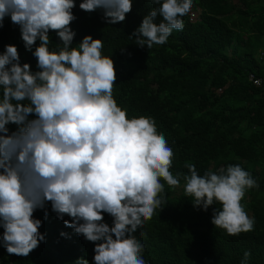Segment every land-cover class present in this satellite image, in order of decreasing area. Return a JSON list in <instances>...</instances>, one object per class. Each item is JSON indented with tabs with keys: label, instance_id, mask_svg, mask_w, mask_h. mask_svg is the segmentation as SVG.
<instances>
[{
	"label": "clouds",
	"instance_id": "clouds-1",
	"mask_svg": "<svg viewBox=\"0 0 264 264\" xmlns=\"http://www.w3.org/2000/svg\"><path fill=\"white\" fill-rule=\"evenodd\" d=\"M152 2L158 7L129 36L147 49L183 30L193 0ZM132 4L82 0L79 8L101 9L106 23L117 24ZM75 6V0H0V28L5 17L19 26L38 69L21 64L14 45L0 53V244L6 252L27 257L45 240L33 213L50 202L58 218H71L67 227L94 244L93 264H146L144 245L133 234L167 203L161 196L165 183L179 187L181 177L194 208L207 212L221 205L213 208L212 225L230 236L253 231L254 219L241 203L248 189L258 187L250 172L237 164L201 175L186 162L188 174L173 175L174 153L155 121L128 118L114 99L116 71L102 55V39L85 35L72 46ZM50 31L61 42L56 49L49 48ZM9 124L17 130L9 133ZM250 255L245 251L241 264ZM74 264L89 261L79 257Z\"/></svg>",
	"mask_w": 264,
	"mask_h": 264
},
{
	"label": "trees",
	"instance_id": "trees-1",
	"mask_svg": "<svg viewBox=\"0 0 264 264\" xmlns=\"http://www.w3.org/2000/svg\"><path fill=\"white\" fill-rule=\"evenodd\" d=\"M81 2L75 0L72 9V46L85 35L102 39V55L114 61V99L128 118L155 121L174 153L173 175L188 174L186 162L201 175L238 164L258 184L241 201L254 219L253 231L230 236L211 223L213 208L221 205L207 212L196 209L184 195L182 177L179 187L165 183L161 196L167 203L133 234L144 245L146 264H241L245 251L251 253L247 264H264V89L247 78L251 71L264 72L253 51L259 37L264 39V0H193L196 16L183 17V30H174L166 44L151 49L137 46L129 36L158 7L152 0H133L125 21L117 24L106 23L101 9L81 10ZM49 36V48L56 49L59 38L53 31ZM5 45L16 46L20 63L38 70L10 17L0 28V53ZM7 127L9 133L17 130L15 124ZM33 217L41 220L45 240L27 257L9 255L0 244V264H74L79 257L93 264L94 244L64 224L69 216L58 218L46 202ZM103 217L111 226L112 217ZM2 233L0 228V239Z\"/></svg>",
	"mask_w": 264,
	"mask_h": 264
},
{
	"label": "built area",
	"instance_id": "built-area-1",
	"mask_svg": "<svg viewBox=\"0 0 264 264\" xmlns=\"http://www.w3.org/2000/svg\"><path fill=\"white\" fill-rule=\"evenodd\" d=\"M197 11H198L197 9H191L190 13L188 14V18L192 20L196 16ZM254 56L263 66V70H264V48H259ZM247 78L255 86L263 87L264 89V72L263 74L258 75L251 71L248 73Z\"/></svg>",
	"mask_w": 264,
	"mask_h": 264
},
{
	"label": "rangeland",
	"instance_id": "rangeland-1",
	"mask_svg": "<svg viewBox=\"0 0 264 264\" xmlns=\"http://www.w3.org/2000/svg\"><path fill=\"white\" fill-rule=\"evenodd\" d=\"M259 48H264V39L259 37V44L255 50H253L255 53L258 51Z\"/></svg>",
	"mask_w": 264,
	"mask_h": 264
}]
</instances>
